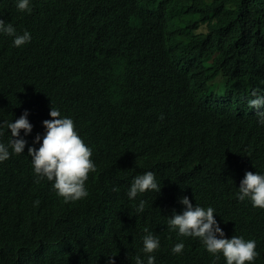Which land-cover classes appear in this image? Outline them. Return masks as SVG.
Masks as SVG:
<instances>
[{"label": "trees", "instance_id": "1", "mask_svg": "<svg viewBox=\"0 0 264 264\" xmlns=\"http://www.w3.org/2000/svg\"><path fill=\"white\" fill-rule=\"evenodd\" d=\"M42 1L46 4L25 12L29 14L20 13L19 19L10 23L19 31L30 32L38 19L47 17L37 38L46 37L48 27L68 44L72 54L80 51L86 25L82 19L89 21L84 13L96 0H85L82 8L79 2ZM127 1L110 0L103 18L89 21L98 40L123 38L108 50L105 45L95 50L92 76L78 93L80 98H88L98 92L99 83L107 82L109 74L119 76L121 64L112 56L119 55L120 49L128 54L130 36L150 35L151 30H157L156 21L162 20L160 41L146 37L134 48L147 51L153 71L167 72L165 82L175 77L177 83L169 82L173 93L164 95L139 86L138 81L135 87L116 93L125 100L141 93L159 110L156 113L168 117L130 113L150 128H160L159 132L154 128L149 131L150 136L162 140L160 147L147 145L131 132H127V141L117 122L112 126V120L93 117L94 121H89L94 128H88L86 134L79 126L77 132L94 150L91 159L96 171L85 184L89 195L65 203L52 188L33 200L20 189L13 197L3 184L6 172L30 168L25 154L29 147L39 149L43 139L34 143L35 137L46 132L41 126H32L27 136L21 131L20 137L27 141L23 153L11 154L15 158L0 168V264H108L112 256L114 264H134L136 255L144 258L141 237L145 228L159 238L160 247L152 254L155 264H201L191 242L181 254L172 253L176 240L172 241L173 236L164 229V210L156 193L129 199L133 178L147 171L154 172L168 192H194L201 206L218 211L225 236H251L264 246V218L250 212L248 223H244L240 206L229 205L246 172L264 175V126L256 116L264 108L248 107L253 90L264 94V0H154L151 8L159 7V11L150 13L151 30L146 26L136 31L125 16ZM19 49L9 47L8 36L0 34L1 62H21ZM158 51L161 59L153 57ZM85 69L78 73L72 89L89 73V67ZM58 110L62 112V106ZM111 126L110 135H105ZM153 141L150 138L149 142ZM168 145L172 146L164 148ZM163 150L167 151L160 156ZM210 194L212 201H202ZM141 200L154 207L160 221L150 219L138 228L142 213H134ZM258 264H264L261 258Z\"/></svg>", "mask_w": 264, "mask_h": 264}, {"label": "clouds", "instance_id": "2", "mask_svg": "<svg viewBox=\"0 0 264 264\" xmlns=\"http://www.w3.org/2000/svg\"><path fill=\"white\" fill-rule=\"evenodd\" d=\"M79 2L81 8L85 0H67ZM126 1V0H125ZM154 0H128L126 19L132 30H142L151 25L150 13L158 12L159 7L151 8ZM110 0H96L84 13L89 21L103 18L104 7ZM46 4L42 0H0V34L8 36V46L19 49L22 53L21 62L4 63L0 61V168L12 158L11 154L20 155L27 141L20 137L23 131L25 136L32 131V126H41L46 132L40 137H35L34 143H40L39 149L28 148L25 156L28 158L30 168L27 171L14 170L4 174L3 184L9 193L16 196V189L22 190L25 195L33 198L40 197L49 189L55 191L65 203L75 202L86 198L89 193L85 188L89 174L96 171V166L91 158L94 156L92 146L86 144L78 135L79 126L86 129L94 128L93 117H101L103 120H112L119 124L120 135L129 140L127 132L138 134L149 146L160 147L161 139L149 135L151 128L158 132L160 128L144 124L143 120L131 117V112H147L149 118H168L146 100L144 95L133 96L129 100L119 97L116 93L135 87L136 81L139 86H147L169 95L170 83H175V77L169 81L164 78L167 72H155L151 69V59L143 48H134L137 42L150 37V40L160 41L159 29L163 22L156 21L157 30L154 35L137 34L130 36L132 47L128 54L120 49L117 56H112L122 69L119 76L109 74L106 83L98 84V92L88 98H80L78 90L84 86L87 77L92 76L91 67L96 49L106 50L109 46L123 38L107 37L98 40L92 35L89 21L85 23V39L80 45V51L72 54L58 33L47 27V36L37 38L41 23L46 18L38 19V25L32 31H19L13 27L10 20H17L20 13L29 14L31 8ZM32 17V16H31ZM28 17V18H31ZM26 18V19H28ZM89 24V25H88ZM65 34V31H63ZM62 50H66L65 53ZM153 57L162 58L160 51L155 52ZM89 67V73L79 84L72 89L78 73ZM177 83V82H176ZM117 95V96H116ZM248 100L250 109L259 110L264 108V94L258 90L251 92ZM153 105V106H152ZM62 106V112L58 107ZM110 116L112 119H110ZM258 123L264 126V112L257 111ZM92 117V118H91ZM80 122L85 125L83 126ZM104 132L109 136L111 129ZM153 138V143H150ZM168 145L164 148H169ZM11 149V153L9 152ZM164 151L160 152V156ZM229 199V205L234 208L240 206L242 221L248 223L250 212L258 219L264 218V175L246 172L240 186L234 188ZM145 192L156 193L160 208L164 210V229L176 240L172 248L173 254H181L184 246L191 242L194 255L198 256L201 264H258V259L264 262V246L251 236L242 237L237 234H224L223 222L218 211L212 207L201 206L194 192L170 193L165 183L156 180V174L147 171L136 175L127 193L129 199H135ZM212 194L202 201H212ZM37 205L39 201L35 202ZM141 200L135 211V215L142 213L144 221L157 219L158 215L153 206H147ZM160 221V220H159ZM137 228V229H138ZM141 237L143 241L142 252L134 257V264H155V256L159 245V238L144 229ZM113 257L108 258V264H114Z\"/></svg>", "mask_w": 264, "mask_h": 264}]
</instances>
